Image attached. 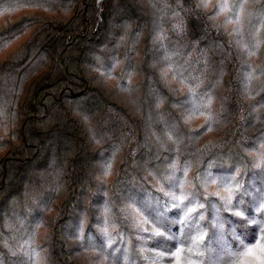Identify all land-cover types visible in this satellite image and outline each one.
Returning <instances> with one entry per match:
<instances>
[{
	"label": "trees",
	"instance_id": "1",
	"mask_svg": "<svg viewBox=\"0 0 264 264\" xmlns=\"http://www.w3.org/2000/svg\"><path fill=\"white\" fill-rule=\"evenodd\" d=\"M216 14L201 0H0L4 264H19L4 243L41 226L44 264H222L234 229L259 240L223 197L260 217L264 33Z\"/></svg>",
	"mask_w": 264,
	"mask_h": 264
},
{
	"label": "clouds",
	"instance_id": "2",
	"mask_svg": "<svg viewBox=\"0 0 264 264\" xmlns=\"http://www.w3.org/2000/svg\"><path fill=\"white\" fill-rule=\"evenodd\" d=\"M217 6L220 7L221 11L219 14H216L214 17H212V19L220 26H224L226 24L228 28L231 29L232 26L237 25V21L239 22V25L242 21L250 20L255 16L258 17L259 23L253 27L250 34L254 39H259L261 33H264V0H209L206 8L211 11L212 9H216ZM252 56L255 57L256 52H253ZM0 139H2V137H0ZM262 147H264V145H262ZM186 198L187 197H183L181 202ZM203 207V204H197L195 208H190L189 210L196 211L198 208ZM261 209H264V203L259 205L257 211H261ZM228 210L232 211L233 213H237L235 216L239 218V221L242 219H248V216L245 214V212L239 208H230ZM199 220L204 221L206 220V217L201 215ZM238 227L241 232L247 231L249 228L253 227V223L249 222L242 224L239 222ZM158 231L161 230L158 229ZM199 233L200 234L196 236V241L203 244L206 237L208 236V231L201 228ZM233 234L234 242L238 244V248L230 249L228 245H225L224 251L226 254L222 258V264H237V258L242 248L249 246L245 240L241 239L240 235L236 234L235 229L233 230ZM250 236L253 239H255L257 236L260 238V234L257 233L256 230L252 231ZM3 246L8 248L12 257L19 259V264H44V261L42 260V250H37L38 244L35 237H33V239L29 242L17 241L15 246L5 242ZM143 251L144 250L141 249V252ZM189 251L191 250L189 249ZM106 262L107 257H104L100 262H98V264H106ZM0 264H4L2 257H0ZM124 264H128L127 257H125ZM200 264H205L203 254H201Z\"/></svg>",
	"mask_w": 264,
	"mask_h": 264
},
{
	"label": "snow or ice",
	"instance_id": "3",
	"mask_svg": "<svg viewBox=\"0 0 264 264\" xmlns=\"http://www.w3.org/2000/svg\"><path fill=\"white\" fill-rule=\"evenodd\" d=\"M201 3L204 7H207L209 0H201ZM221 11L220 7L217 6L216 8V13L219 14V12ZM238 21H237V25H238ZM236 29H234L235 31ZM228 195L224 196L223 199L225 201V206L226 208L230 209L233 208V201H232V195H231V190L228 189ZM217 195H219L217 193ZM177 199L182 200L183 197H179ZM262 201H264V197L261 198ZM181 205L180 204H175L174 207L179 208ZM135 210H130V214H134ZM195 212L194 210H187L185 212V220L188 219V217ZM233 215H237V213H233ZM156 222L160 225V228L164 227L165 224L161 223L159 220V217L156 218ZM242 224H246L249 222L253 223V226L255 227L257 233L260 234V238L259 240H257L255 242V244L253 246H247V247H243L238 258H237V264H264V209H261V215L259 218H253V217H248L247 220H240L239 221ZM147 222L146 221H141L137 227L141 228L143 231L148 232L151 231L153 235L155 236H164L165 233L163 231H158V229L155 226L152 227H146L145 224ZM181 224L184 223V221L180 222ZM223 225L218 223L217 224V228L222 229ZM198 243V241H197ZM177 259L179 258V253H175L174 254ZM157 259H159L160 257L157 256L155 257ZM169 264H171V261H169Z\"/></svg>",
	"mask_w": 264,
	"mask_h": 264
},
{
	"label": "rangeland",
	"instance_id": "4",
	"mask_svg": "<svg viewBox=\"0 0 264 264\" xmlns=\"http://www.w3.org/2000/svg\"><path fill=\"white\" fill-rule=\"evenodd\" d=\"M191 105H190V110L192 109V108H194L195 106L196 107H198L197 106V104L196 103H194V102H192V103H190ZM196 104V105H195ZM198 122V121H197ZM104 212V211H103ZM105 215V214H104ZM138 215L139 214H137V217H138ZM140 222V221H139ZM36 235V241L38 242V244H41L42 245V242H43V236H44V228L41 226V228L38 230V232L35 234ZM40 238H41V243H39L40 241Z\"/></svg>",
	"mask_w": 264,
	"mask_h": 264
}]
</instances>
